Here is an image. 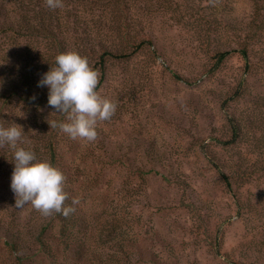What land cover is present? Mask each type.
Returning a JSON list of instances; mask_svg holds the SVG:
<instances>
[{
    "label": "rangeland",
    "instance_id": "1",
    "mask_svg": "<svg viewBox=\"0 0 264 264\" xmlns=\"http://www.w3.org/2000/svg\"><path fill=\"white\" fill-rule=\"evenodd\" d=\"M76 4L63 0L60 10L78 37L141 45L108 63L97 91L117 110L98 122L95 141L50 127L57 113L48 102H17L2 115L0 127L21 126V146L38 160L50 163L56 147L74 211L17 209L13 150L0 144V264L22 255L21 264H264V13L254 19L252 0H144L118 38L108 33L111 8ZM248 42L249 63L232 52ZM218 52L230 54L215 69ZM229 121L240 133L226 144ZM16 231L26 243L18 255L7 245Z\"/></svg>",
    "mask_w": 264,
    "mask_h": 264
},
{
    "label": "trees",
    "instance_id": "2",
    "mask_svg": "<svg viewBox=\"0 0 264 264\" xmlns=\"http://www.w3.org/2000/svg\"><path fill=\"white\" fill-rule=\"evenodd\" d=\"M64 1L73 7H79L76 3L93 5L94 8L96 5L102 4L104 9L108 6L109 9L111 8L109 22L112 21L108 33L111 37L115 34L114 37L122 36L121 38H123L124 34H128L130 25H132V23L129 25L126 21L127 12H130L136 3L144 0ZM252 2L254 15H256L254 19H256L264 13V0H252ZM60 9H50L46 0H0V124L2 115L6 110L14 107L17 102L29 104L33 108H39L47 104L48 89L42 87L40 90L37 81L35 80V82L33 79L42 71L47 73L51 66L55 65L57 55L67 51H76L87 57L90 66L99 73L98 89L106 77L108 63L130 56L141 45V43H130L129 40H126L125 44L129 46L124 49V52L117 46L115 41L95 39V36L90 32L83 33L84 36L78 37L76 30H69L71 25H67L61 20ZM152 9L150 7L148 12ZM74 17L77 20L80 18L75 15ZM73 19L72 24L75 22ZM69 21L71 19L68 17ZM262 30L260 27H255V32L260 33ZM23 43H25L24 46ZM250 46L249 42L242 43L241 49L232 52H238L244 61L249 63ZM228 54L230 52L215 53L213 58L216 62L213 68L217 69ZM16 63H20L19 73L15 72L17 68H14V64ZM236 93L239 95L240 91L237 90ZM65 119L64 114L57 113L54 120L60 122ZM236 122L229 121L233 139L226 144L233 143L239 136L240 126ZM48 152L50 163L53 165L57 156L56 147L49 144ZM220 176L226 188L231 190L228 177L222 172H220ZM42 232L44 231L42 230ZM21 237L19 231H16L15 234L11 233V241L7 245L14 255H18L20 250L25 249L26 243ZM34 240L35 244L42 248V254L50 259L55 258L51 247L44 243L40 235L34 237ZM24 257L26 255L16 257L15 264H21Z\"/></svg>",
    "mask_w": 264,
    "mask_h": 264
},
{
    "label": "clouds",
    "instance_id": "3",
    "mask_svg": "<svg viewBox=\"0 0 264 264\" xmlns=\"http://www.w3.org/2000/svg\"><path fill=\"white\" fill-rule=\"evenodd\" d=\"M46 3L53 10L63 6V0ZM98 82L99 73L90 66L87 57L76 51L57 55L55 65L38 82L39 87L48 89V105L55 113L66 116V122L52 121L50 127H59L72 139L95 141L98 122L111 119L117 110L116 102L97 91ZM24 133L15 123L0 127V144L6 143L13 150L10 187L15 207L23 209L30 204L44 216L53 213L68 216L74 209L65 206L68 195L64 190V174L49 162L38 160L33 150L21 146Z\"/></svg>",
    "mask_w": 264,
    "mask_h": 264
}]
</instances>
